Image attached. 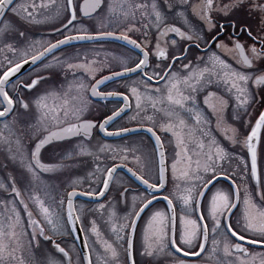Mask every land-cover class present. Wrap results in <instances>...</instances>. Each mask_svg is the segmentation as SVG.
<instances>
[{"label":"snow or ice","instance_id":"1","mask_svg":"<svg viewBox=\"0 0 264 264\" xmlns=\"http://www.w3.org/2000/svg\"><path fill=\"white\" fill-rule=\"evenodd\" d=\"M17 18L52 24L56 38H31ZM100 41H124L136 55L115 70L95 49L91 58L63 51ZM29 62L31 74L13 80ZM54 69L63 83H49ZM133 73L126 91L100 90ZM89 96L122 103L89 119ZM128 112L154 138L147 158L132 155L135 168L128 148L90 147L94 130H134L112 127ZM81 136L76 154L94 156L92 183L51 184L44 174L65 165L45 162L42 149ZM262 140L264 0H0V264H138L137 252L152 258L146 264L161 255L169 264H264ZM120 166L144 186L131 202ZM113 188L90 219L75 204ZM65 236L71 245L58 242Z\"/></svg>","mask_w":264,"mask_h":264},{"label":"flooded vegetation","instance_id":"2","mask_svg":"<svg viewBox=\"0 0 264 264\" xmlns=\"http://www.w3.org/2000/svg\"><path fill=\"white\" fill-rule=\"evenodd\" d=\"M252 23L255 24V20H253ZM35 25H40L41 27L34 31V29H33L34 25L33 24L26 25V30L29 33V36L31 38H44V39L56 38V34L50 32V27L52 26V24L45 23V24H35ZM55 26L58 27L59 25L56 24ZM132 35L134 36V38H136L138 36V34H136V35L132 34ZM169 35L173 36L174 34H169ZM249 43H250V41H249ZM111 44L112 45L113 44L120 45V46L124 47L126 50L130 51L129 46L122 44V43L114 42V41H100V42H97L95 44L76 42V43H73L72 47L65 48V49H63V51H66L68 53H74L75 50H79L81 48H84V49L90 50L89 58H91V56H92L91 50L92 49L99 48V47L104 49L105 46L108 48ZM131 53L136 55V53H133V52H131ZM32 69H33V66L28 68L26 70V72L23 73L22 75L26 76L28 74H31ZM104 74H107V72ZM22 75H19L18 77H20ZM100 75H103V74H100ZM71 78H72L71 74H69L68 79L70 80ZM96 78H99V76H97ZM89 79H91V78H89ZM134 79H139V74H135V75H132V76H129L126 78H119L116 81H112V82H106V86L102 85L100 90L101 91L116 90V91L124 92V91H126L127 86L130 84L129 81L134 80ZM63 82H64L63 73H61L58 69L52 70L51 80L49 81V83H55L58 85V84L63 83ZM92 82H94V80H92ZM45 86H47V85H45ZM89 100L91 103H90L89 111L85 113V118L97 119V120H102V118L105 114H109V111L111 109H113L114 107H116L122 103V100H120V99L103 100L99 97H91V96H89ZM230 111H231V109H229V112ZM130 114H131L130 112H128L126 114H122V116L116 120L115 124L112 127H119V126H125L128 128L135 127V124L134 125L121 124L124 120L127 119L128 115H130ZM237 126L239 127V123H237ZM241 131L244 132L245 130L242 128ZM103 134L104 133L100 132L98 129L94 130L93 138L91 140L90 147L95 149V146H96L95 143H97V144L98 143L99 144L107 143V144L112 145L113 147H118V148L122 149V148H124V146H121L120 142L122 140L129 139V138L136 136V135L146 136L149 139V141L151 143H153V145H154L153 140L146 133H137V134H133V135H129L126 137H121V138H115V139L104 138ZM158 134H161L162 139H165L164 134L160 133L159 130H158ZM81 141H83L84 143H87L86 138L81 136V137H74V138H70V139H66V140L52 142L51 144L46 145L44 149H42V154H43V158H44L45 162L62 163L63 165H65V167H62L53 173H45L44 174L45 179L48 180L51 184H53L55 182V185L57 187H60L61 185L66 186L67 183L69 182L70 178L79 177L80 174L85 173V171H84L85 168L92 165V163L94 162V156L88 155L86 153L85 154H79V155L76 154L79 152V149L76 147V145L78 144V142H81ZM30 143L31 142L29 141V144ZM242 148H243L242 145H238V146H236V151L241 152ZM246 151H247L246 149H243V152H246ZM243 152H241V154H243ZM257 152H258V164L262 168H264V140H262V142L257 145ZM66 153H72L71 157L66 158V156H65ZM107 155H109V154H107ZM246 159H248L249 163H250V156L246 157ZM115 162L118 165H120L119 160H117ZM125 163H127L129 167L135 168V166L129 162H125ZM117 176H118V178L122 177L124 179L125 183H124L123 187L129 188V192L127 193L129 202H131V196L133 194L138 193L140 191H143L144 187H142L140 184L135 182L132 178H130L128 175H126L122 171H118ZM82 183L88 184V183H92V182H90V180H86V182H85V180L83 179ZM116 187L119 188L120 185L119 186L116 185ZM121 190H122V188H121ZM116 195H117V192L113 188V190L108 192L107 195L100 202H105L108 200V198L110 196L115 197ZM79 203H83L86 205V207L84 209V215L87 216L89 219L92 216L96 215L95 204L99 203V202H91L90 203L89 201L82 200V199L75 200V204L77 205V207L79 206ZM164 203L165 202L161 201L159 206H164ZM117 211L120 213V215H123V212L126 211V209L124 208L123 204H121L117 207ZM101 228L103 231V225H101ZM105 234L107 235V233H105ZM57 238H58L57 239L58 242L62 239L65 243H67L69 245L72 244V238L71 237H57ZM92 242L93 241L89 240L90 245L92 244ZM75 244H76V249L79 250V246H78L77 241H75ZM99 250L103 251V249H99ZM95 251H96V249L93 250V259L94 260L96 259ZM136 259L138 261V264H146V262L148 260H151L152 258L141 257L139 255V253L137 252L136 253ZM188 259L195 260L194 257H189ZM169 260H170V258L168 256L161 255L158 258H156L154 264H169ZM98 264H99V262H98Z\"/></svg>","mask_w":264,"mask_h":264},{"label":"rangeland","instance_id":"3","mask_svg":"<svg viewBox=\"0 0 264 264\" xmlns=\"http://www.w3.org/2000/svg\"><path fill=\"white\" fill-rule=\"evenodd\" d=\"M17 23L19 24V26H20V28L22 30H26V25L23 22L19 21L18 18H17ZM40 27H41L40 25H34L33 29L35 31L36 29H38ZM133 34L136 35V33H133ZM95 50L100 53L99 59H104L105 57H107L108 58V62L113 65L115 70H118V67H116V65L118 64V61H119L120 57H122V56L134 57L135 56L130 51L126 50L124 47H122L120 45H115V44H113V45L111 44L108 48L105 46L104 49L101 48V47L95 48ZM106 72H107V69H105L101 73H98L97 76H99L100 74H104ZM134 80H138V79H134ZM132 81L133 80L129 81V83L131 84ZM121 124L134 125V124H136V122L135 121H131L130 122L128 120V118H127ZM168 135H170V134H164V138L167 139ZM120 143H121V146H124V148H128L129 149V153L130 154H129L128 160L126 162H129V163L133 164L135 167H137V165H136L135 161L132 159V155L139 154V155H142L145 158H147L148 154L151 153L152 149H153V143H151L149 141V139L146 136H143V135L133 136V137H131L129 139L122 140ZM98 144L95 143L96 146ZM133 150H135V151H133ZM108 154L110 155V153H108ZM103 163H109V161L106 160V161H103ZM93 168H94V162L92 163V165H90L87 168H85L84 169L85 173L84 174H80L79 177H83L85 182H86V180H90L88 178V176H87V173L89 171H92ZM90 182H92V181L90 180ZM53 184L55 185V182ZM84 185H86V184H84ZM117 186H119V185H117ZM79 204H81V203H79ZM160 207H163V206H160ZM137 235L139 236V230H138V234ZM65 237H67V236H65ZM90 240L93 241L94 237H92ZM48 251H50V248L45 246L43 252L47 253Z\"/></svg>","mask_w":264,"mask_h":264},{"label":"water","instance_id":"4","mask_svg":"<svg viewBox=\"0 0 264 264\" xmlns=\"http://www.w3.org/2000/svg\"><path fill=\"white\" fill-rule=\"evenodd\" d=\"M114 42H118V43L125 44L124 41H114ZM72 43H76V42H72ZM125 45H126V44H125ZM129 47H130V46H129ZM138 51H139V50H137V52H138ZM32 66H33V65L31 64V62H29L27 65L22 66L21 72H20V73H17L16 76L12 77V79L14 80V79L17 78L19 75H22L23 73L26 72V70H27L28 68H30V67H32ZM135 74H138V73L129 74L127 77L132 76V75H135ZM108 99H120V100H122V98H118V97H109ZM129 129H134V130L129 131V132H127V133H122V134L119 135V136H107V135L103 134V137H104V138H107V139H115V138L126 137V136L133 135V134H137V133H146V134H148V135L150 136V138H151V134L148 133V132L146 131L145 128H136V127H132V128H129ZM72 138H74V137H72ZM151 139H152L153 142H154V138H151ZM60 141H61V140H60ZM53 142H56V141H53ZM118 171H122L123 173H125L126 175H128L130 178H132L135 182H137L138 184H140V182L137 181V180L135 179V177H132L131 174L127 172V169L124 168L123 166H120V167L118 168ZM140 185H141L142 187H144L142 184H140ZM106 195H107V193L105 194V196H106ZM105 196H104V197H105ZM104 197H93V198H88V197H84V196H82V195H78V196L75 198V200H77V199H82V200H86V201L100 202ZM142 215H143V214H142ZM79 235H80L81 237L84 236L83 233H79ZM77 243H78L79 250H80V249L83 247V245H82V241L78 240Z\"/></svg>","mask_w":264,"mask_h":264},{"label":"trees","instance_id":"5","mask_svg":"<svg viewBox=\"0 0 264 264\" xmlns=\"http://www.w3.org/2000/svg\"><path fill=\"white\" fill-rule=\"evenodd\" d=\"M58 239V238H57ZM48 247V246H47Z\"/></svg>","mask_w":264,"mask_h":264}]
</instances>
